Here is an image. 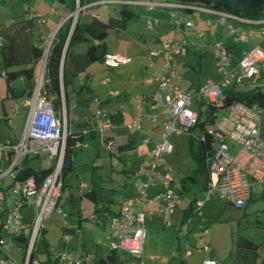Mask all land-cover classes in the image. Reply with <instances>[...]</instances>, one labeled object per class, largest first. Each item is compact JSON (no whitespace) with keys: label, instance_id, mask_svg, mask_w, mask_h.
Here are the masks:
<instances>
[{"label":"rangeland","instance_id":"1","mask_svg":"<svg viewBox=\"0 0 264 264\" xmlns=\"http://www.w3.org/2000/svg\"><path fill=\"white\" fill-rule=\"evenodd\" d=\"M146 1H156L163 5L167 0ZM63 6L59 0H0V36L4 38L2 35H13L14 31L21 25V27H25V31L24 29L22 31L21 27V31H17L19 51L23 52L27 46L34 43L43 49L42 59L35 66L34 87L28 100L14 98L8 92L5 79L0 78V142L19 143L24 113L26 112V119L30 111H38L40 108H46L53 113L55 119L60 121L63 134H67L69 129L77 131L79 134L91 129L95 130V126L91 125H95V111L98 110L95 102L96 97L109 108L118 100V97L112 95L121 94L119 109L122 108L125 111L124 121L123 124L115 125L113 129L116 137L113 144L107 147L100 144L98 148L92 145L89 140L82 145L80 144L79 149L74 154V169L67 172L64 178V189L61 190L58 208L62 210L66 208V204L69 205L68 198L74 197L78 201L83 216L89 218L94 215V208H96L95 200L87 196L89 192L96 190L98 194L97 203L100 207L108 205L111 210H115L123 196L122 189L124 187H127V190L130 188L134 190V186H132L134 182L139 180L145 182L146 180L143 172L151 169L150 164L146 162L147 156L154 148L152 142L158 141L160 138L161 126L157 127L158 129L154 134L150 133L147 128L138 131L128 130L127 124L132 120L130 108L133 106L134 99L147 88L143 81L151 72L147 70L150 63L147 56L152 49L151 40L155 38L161 42L162 39L173 37L174 32L173 30L165 32V29L173 26V24L166 20L167 10L162 9L163 7L152 10L133 6L132 9L139 15V18L129 26L126 32L137 29L138 36L133 38V35H127L125 31L116 32L114 35L115 31H110L105 40L107 54L112 52L123 55L129 58L130 62L115 69L107 68L103 62L88 66L82 74L73 78L68 87L72 96L74 95L73 88L79 92L73 98L69 94V111L67 112L62 78L60 82V109H57L47 99L44 71L46 57L54 36L49 38V25L38 27L34 22L38 15L56 27L60 23L59 19L63 17ZM120 8L121 5L118 3L103 4L90 9L88 12L82 11V13H87L86 15L89 17L105 19L108 16L116 17ZM51 9L56 10V16L50 12ZM79 13L81 11L78 8L72 11L71 14L75 16L73 20L77 19ZM197 16L198 13L194 11L190 18L193 19L196 28L202 30L205 38L200 43V48L196 50L193 48L191 51L185 52V55L175 58L174 70L177 77L171 80L175 86L192 91L206 78L217 81L221 77L215 68V60L218 55L215 43L222 41L225 46H233L237 54L255 44L252 39L245 42H233V39L228 35L229 31L226 30L228 23L233 25L237 32L241 29H247L249 27L247 25L223 20V23L213 21L211 25L204 26ZM145 17L154 21L151 29L143 23ZM24 19H33L31 30H29L31 35L27 32L29 25L21 23ZM156 20H163L164 22L157 24ZM181 26L185 30L187 28L186 32H190L191 28L182 24ZM40 36L45 39V43H41ZM181 36L179 35L178 38ZM144 37L148 42L143 43L140 40ZM129 38L132 39V43ZM89 45L92 46L93 44H76L72 50L74 53L83 54ZM261 47L264 48V43ZM184 58L188 61L186 67L181 65ZM152 61L156 65L161 64V60L159 61L155 57ZM70 73L71 71L68 75H71ZM20 83H22L20 80L14 82L11 87L14 89ZM243 83L244 85L235 87L236 92L256 88L257 91L264 94V68L260 69L255 77L244 79ZM191 108L197 112H204L206 104H201L200 101L193 99ZM259 111L262 118V130H264V108H260ZM224 113L225 111L219 110L217 118ZM199 135L200 132L197 128H193L190 133L171 135L168 142L172 146V152L165 154L163 163L158 165L159 172L169 171L171 178L178 183L180 192L183 191L181 180L192 173L196 167L191 153L197 149L196 137ZM147 139L151 140L149 144L144 143V140ZM132 141H134L132 148L119 150V146ZM212 147L217 150L219 143L214 142ZM53 163L54 160L50 161L49 153L41 152L37 157L29 158L27 165L38 171L48 169ZM136 166L139 171H142L141 173L134 172ZM4 168L5 166L0 164V170H4ZM11 183V178H5L2 182V189L7 192L3 206L7 211L2 212L1 217L3 222L6 220L11 222L14 218L10 213V210L15 208L14 197L9 190ZM160 189L158 185L155 191L160 193ZM204 190L200 192L191 190L182 193V201L175 205L176 207L174 206L172 212L167 213L166 216H160L157 213L151 217L146 215L145 261L153 264H180L181 261L184 262L183 264H199L202 260L212 258L216 260L217 264H231L235 258L236 241L238 238H246L260 244L256 264H261L262 259H264V194H261L264 191V185L252 187V199L243 209H237L225 203L216 193L206 198L207 192ZM194 197L197 200H203V204L198 205L197 201L193 202ZM110 199L113 202L108 201ZM189 206L192 210L185 216V210ZM25 212L31 219L32 212L30 214L26 210ZM102 215L101 212L97 216L98 223L101 222ZM161 217H165L169 225L164 224L160 219ZM77 222V218L67 216V213L61 214L57 210L49 215L43 222V227L37 238L35 263L68 264L65 258L68 261L71 258L82 259L80 257L82 249H85L87 253L99 249L101 254L105 255L108 252L106 227H101L99 223L96 228L95 223L85 219L82 221V228L79 233L64 235L66 229L76 231L75 224ZM204 230L207 231L205 236H203ZM201 236H203L204 241L202 244L199 243ZM7 251L18 263L23 262V250L13 245L7 248ZM186 252L191 253V256L186 257Z\"/></svg>","mask_w":264,"mask_h":264},{"label":"built area","instance_id":"2","mask_svg":"<svg viewBox=\"0 0 264 264\" xmlns=\"http://www.w3.org/2000/svg\"><path fill=\"white\" fill-rule=\"evenodd\" d=\"M125 5L137 6H158V7H180L175 4H159L146 0H127L119 2ZM197 10L200 8H196ZM210 12V11H209ZM74 14H71L73 18ZM39 26L45 22L40 16H36ZM175 24L185 25L192 28L193 22L188 19L173 21ZM258 23H264L258 22ZM257 23V24H258ZM153 21L147 20L146 26L151 29ZM231 34L236 40L245 42L248 39H257L259 43L245 51L242 56L233 61L231 54L223 44H217L218 51L215 60V68L221 75L217 81L205 79L197 90H184L173 84L177 77L174 66L175 58L183 56L187 52V44L184 40L177 38L162 39L158 48L151 49L148 54L150 63L147 70L149 76L144 79L147 86L155 85L154 91L148 95L151 111H158L149 120L155 123L159 115H164L162 123V136L160 142L154 145L148 154L146 162L151 169L143 172L145 182L136 181L134 186L136 194L123 200L117 213L108 217L107 245L111 250H118L132 258L130 264L143 263V252L146 238L145 207L152 201L158 206L165 202V210L171 213L174 206L178 204V194L173 188L174 179L169 171L161 173L158 165L163 163L165 154L172 152V146L168 142L171 135L190 133V130L197 123V112L192 110L191 102L196 99L200 102L216 103L224 89L234 85H242L244 79L255 77L260 69L264 68V28L249 29L243 32H236L232 26L229 27ZM201 36V34H199ZM2 38L0 36V47ZM103 64L110 69L118 68L130 62V59L116 53L103 55ZM161 60L156 65L152 60ZM5 72L0 71V78L5 77ZM260 107L248 105L243 102H234L227 111L217 118L214 115L213 122L204 126L197 140L203 141L205 137L211 136L212 142L206 157L207 181L205 190L207 197L217 194L225 203L237 209H243L251 198L253 186L264 185V137L261 134L262 118ZM167 112V113H166ZM41 113V114H39ZM96 118L99 120L95 128L99 134V142L106 147L113 144L112 140L104 139L107 132L112 130L113 124L105 111H98ZM142 116L140 111L136 117L127 124V129L135 131L141 128ZM65 132V131H64ZM69 133V130H68ZM60 127V121L56 120L53 113L46 108L30 111L27 115L19 143L0 142V161L6 163L4 170H0V264H29L30 256L36 240L43 227V222L56 210L66 214L58 208L59 198L63 187L61 175L63 154L65 150L66 136ZM149 142L146 140L145 143ZM219 143V148L214 150L212 144ZM77 147L80 144L76 145ZM41 152L50 154L51 171L40 178L28 176L18 180L17 174L21 169L24 159L37 157ZM139 171L138 173H141ZM5 178H11L9 187L13 194L15 208L10 210L14 216L13 221H1L7 192L2 189V182ZM160 186V193L150 194L151 187ZM198 205L203 200H197ZM30 209L32 217L25 221L22 210ZM176 207V206H175ZM168 224V221H167ZM204 235L207 231L204 230ZM20 236H25L26 244L18 242ZM203 243L201 240L200 244ZM17 246L23 250V262L18 263L7 251L11 246ZM187 255H190L187 252ZM68 264H82L80 258H71ZM33 264H35L33 262ZM200 264H217L216 260L208 259Z\"/></svg>","mask_w":264,"mask_h":264},{"label":"trees","instance_id":"3","mask_svg":"<svg viewBox=\"0 0 264 264\" xmlns=\"http://www.w3.org/2000/svg\"><path fill=\"white\" fill-rule=\"evenodd\" d=\"M122 1L124 0H59V2L66 6L68 13H71L75 8H78L81 13H79L77 19L74 21V24H72L73 17L69 16V19L64 23V25L58 29V32L51 42L48 56L46 57L44 71L46 84L44 86L47 91V99L53 103L57 109H60L61 107V78L64 87L66 111L68 112L69 97L71 96L73 98L75 97V94L79 92V90L73 88L72 91L74 95L72 96L71 92L68 90L73 78L82 74L91 64L97 62L102 63L104 57L103 55L106 54L105 40L107 39L110 31L126 30L139 18V15L136 14L132 9L133 6L119 3ZM115 3L121 5L116 17L108 16L105 19H99L98 17H89L86 15L87 13H85L90 9L96 8L103 4ZM164 4L180 5V7L174 8L163 7L162 9L167 10V17L172 11L192 13L194 11H198L196 8H202L210 11L207 13V16L211 18L233 21L237 24L247 25L250 29L264 28V23H258L264 21V0H167ZM137 7L152 10L159 8L158 6L153 7L139 4ZM82 11L85 12L82 13ZM149 19L150 18H147L146 21ZM71 26L72 30L70 31ZM20 27L14 31L12 36L2 35L4 38L1 37L2 44L0 47V71L5 72V77L3 79H5L8 92H10L14 98H25V100H28L34 87L35 66L37 62L42 59L43 49L31 44L30 46H27L23 52H20L18 47L19 42L17 39V31H19L21 28L22 31L23 29L25 31L24 26L21 28ZM29 30H31L30 26L28 27L27 32H29L31 35V31ZM84 43L93 45H89L83 54L73 52L72 49L74 45ZM70 71L71 75H68ZM19 80L22 83L13 89L11 87L12 83L17 81L19 82ZM237 86L241 85H234L230 88L224 89L221 97L216 103L200 102L201 104H206V109L204 112L196 111L198 118L197 123L193 128H197L199 132H202L206 124L213 122L212 120L214 115L216 116L219 110L226 112L230 105L234 102H243L248 105H257L260 108H264V94H262L260 91H257L256 88L242 92H236L235 87ZM104 139H106V141L112 140L109 137ZM88 140L97 148L100 145L99 134L96 132V130L91 129L85 133L79 134L77 131H72L69 129V133L65 140L66 143L61 168L63 182L66 173L74 169V154L77 149H79V147L76 145H82L85 142H88ZM211 142L212 138L208 135L203 141L200 139L197 140V149L191 153L196 167L190 175H187V177L185 176L181 180L182 189H189L187 186L188 183L200 186L201 191L205 189L207 181L206 157L208 155ZM132 143L133 142H130L126 145L119 146V150L123 151L125 149L132 148ZM28 160L29 158L23 160L21 169L16 177L18 180L24 179L28 176H35L39 180L51 171L52 166L48 167V169L46 168L35 171L27 165ZM63 189L64 183L62 190ZM97 195L98 194L96 190L95 192L91 191L87 194L88 197H91V199L95 200L96 208L98 207ZM68 200L72 204V208L77 209L79 207L76 198L69 197ZM194 201H197V198H194L193 202ZM250 201L251 200L248 202ZM102 208L105 209L107 206H103ZM191 210L192 208L189 206V208L185 210V216H187V213H189ZM97 212H99V210H96L95 214H97ZM110 215L111 214H107V216ZM18 242L22 243V245H25V236H20ZM35 246L36 243L31 253L29 264H33L35 261ZM235 248V258H233L234 260L231 264H256L260 244H256L246 238H238ZM123 256L127 255L121 251L110 249L105 255L93 256L94 258L92 264H130L133 261L130 257L128 259H123ZM55 263H57L56 260ZM82 264L85 263L83 262ZM261 264H264V259H262Z\"/></svg>","mask_w":264,"mask_h":264},{"label":"crops","instance_id":"4","mask_svg":"<svg viewBox=\"0 0 264 264\" xmlns=\"http://www.w3.org/2000/svg\"><path fill=\"white\" fill-rule=\"evenodd\" d=\"M148 2H151V1H148ZM63 8H64V13H63V17H61L60 19H59V21H60V23L56 26V27H53L52 25H50L48 22L49 21H45L43 24H42V26L41 27H43V25H49V28H50V35H49V38H51L52 36H54L55 37V35H56V33L58 32V29H60L63 25H64V23L69 19V16L71 15V13H68L67 12V9H66V6H63ZM53 15H55L56 16V14H57V12H56V10H52L51 9V11H50ZM197 13H198V16H197V18L199 19V21L201 22V24L202 25H204V26H208V25H211V23H213V21H217V22H220V23H223V20H220V19H216V18H211V17H209V16H207V13L209 12V10H206V9H202V8H200V9H198V11H196ZM193 14V12L191 13V12H189V13H183V12H181V11H178V12H174V11H172L171 12V14H169V16L167 17V21H169L170 23H172L173 24V26H169V27H167L166 29H165V32H168V31H170V30H173V37H171V38H177V39H180V40H184L185 42H186V44H187V51H191L193 48H195V50L196 49H198V48H200V43L202 42V40H204V38H205V34L203 33V32H201L202 30L201 29H198V28H196V26L195 25H193V27L191 28V30H189L190 32L188 33V32H186L187 31V28H186V30L184 29V28H181L182 26L180 25V24H175L173 21H176V20H179V19H188V20H190V21H192L193 22V24H194V21H193V19H191L190 18V15H192ZM146 19H147V17H145L144 18V20L146 21ZM143 20V23L144 24H146L145 23V21ZM74 21L75 20H73V23L72 24H74ZM34 22H35V24L38 26V27H40L39 26V23H38V21H37V18L36 19H34ZM162 22H164L163 20H156V23L157 24H160V23H162ZM21 23H27L30 27L32 26V24H33V19L31 20V19H24ZM20 23V24H21ZM182 24V23H181ZM183 25V24H182ZM73 26V25H72ZM72 26H71V29H70V31L72 30ZM230 26H232V28H234V26L233 25H231V24H227L226 25V30H228L229 31V27ZM250 28L248 27L247 29H241V31H239V32H243V31H247V30H249ZM127 30V29H126ZM126 30H117V31H115V33H114V35L116 34V32H119V31H125L126 32ZM235 30V29H234ZM236 31V30H235ZM237 32V31H236ZM127 33V35H130V36H132L133 35V38H135L134 36H138V31H137V29H131V30H128V32H126ZM199 34H201V36H199ZM179 35H182L181 36V38L179 37L178 38V36ZM232 39H233V42H239L238 40H236V38H235V35H233V34H231L230 33V31H229V34H228ZM10 36H12V35H10ZM151 38H153V37H151ZM252 39V38H251ZM132 39L131 38H129V41H131ZM140 40H142L143 41V43H146V42H148L147 40H146V37H144L143 39L142 38H140ZM40 41H41V43H45L46 41H45V39L44 38H42V36H40ZM247 41V40H246ZM252 41L255 43L253 46H255V45H257L258 43H259V41L257 40V39H252ZM133 41H131V43H132ZM151 42H152V49L153 48H157L158 46H159V40H157V39H155V38H153L152 40H151ZM126 43H128L129 44V42H126ZM36 43H34L33 45H35ZM217 44H223L224 46H225V44L222 42V41H220V42H217V43H215V48H216V45ZM138 45H141L140 43H138ZM155 46V47H154ZM157 46V47H156ZM252 46V47H253ZM225 47H227L228 48V50L227 51H229L230 52V54H231V58H232V60L233 61H237L241 56H242V54L245 52V51H247V50H249V49H251L252 47H250L249 49H247V50H242V51H240L239 52V54H237L236 53V51L234 50V47L232 46V47H230V46H225ZM151 50V49H150ZM112 53V52H111ZM107 54V53H106ZM113 54V53H112ZM124 54H126V53H124ZM149 54V53H148ZM123 56V55H122ZM147 58H148V56H147ZM160 61V60H159ZM188 64V61L187 60H185V58H184V60H182V63H181V65H182V67H186V65ZM144 76H145V73H144ZM206 79H208V78H206ZM204 81H205V79H204ZM204 81H202V82H200L199 84H198V86L196 87V89L195 90H197L198 89V87L200 86V84H202ZM243 82H244V80H243ZM146 85V84H145ZM242 85H244V83L242 84ZM147 86V85H146ZM154 89H155V85H150V86H147V88L141 93V94H139L135 99H134V103H133V106L130 108L131 110V119L133 120L135 117H136V115H137V113L140 111V113H141V116H142V122H141V128L140 129H146L147 128V130H149V132L150 133H152V134H154L156 131H157V127H159V126H161V133H160V136H162V121H163V117H164V115H159V117H158V119H157V121L155 122V123H153L152 121H150L149 120V118H150V116H155V115H157V113H160V112H158L157 110L155 111H151V110H149L150 108V102H149V96L148 95H150L153 91H154ZM194 90V91H195ZM112 94V93H111ZM112 96H114V97H118V100L115 102V104H113V105H111L109 108H107L106 106H108V105H103L101 102H100V99L98 98V97H96V99H95V102H96V106H97V108H98V110L97 111H95V128L98 126V124H99V120L96 118V115H97V113H98V111H105L107 114H108V118H109V120L112 122V124H113V128H112V130H110V131H108L107 132V137H109V138H111L112 139V141L113 140H115V135H114V133H113V129L115 128V125L116 126H118L119 124H123V121H124V114H125V111H124V109H119V103H120V96H121V94H117V93H115V94H113ZM22 99V98H21ZM103 102V101H102ZM129 115V116H130ZM25 116H26V112L24 113V117H23V125H24V121H25ZM132 120L130 121V122H132ZM129 122V123H130ZM148 126H147V125ZM23 125H22V130H23ZM140 129H138V130H140ZM22 130H21V134H22ZM138 130H135V131H138ZM261 134H262V137H264V130H262V125H261ZM159 136V137H160ZM147 140H149V139H147ZM160 140H161V137L159 138V140L158 141H155V142H152V144H153V147H154V145L156 144V143H158V142H160ZM145 141L146 140H144V143H145ZM151 141V140H150ZM150 141L149 142H147V143H145V144H149L150 143ZM133 143H132V147H133V144H134V141H132ZM10 143V142H9ZM12 144V143H11ZM0 164L1 165H3V166H6V163H2L1 161H0ZM134 172L135 173H137V172H139V168L136 166L135 167V170H134ZM191 173H189V175H190ZM187 177V176H186ZM132 186H134V184L132 185ZM158 186V185H157ZM157 186H155V187H151L150 189H149V192L148 193H150L151 195L152 194H156L158 191H155V189H156V187ZM178 183L174 180V185H173V188L176 190V192H177V194H179V197H178V204L182 201V196H181V194L182 193H185V192H189V191H191V190H196V191H201V189H200V186H198V185H196V184H190V183H188L187 184V186L189 187V189H186V190H184V189H182V190H184V191H179V189H178ZM122 191H123V193H122V197H121V199H120V201H119V203H118V207L115 209V210H111L110 208H109V206L107 205V208H102L103 206H99L98 205V207L97 208H94L95 210H94V215H92L91 217H89V218H85L83 215V212L80 210L81 208H72V204L69 202V205L68 204H66V208H64L63 210H64V212L65 213H67V216H71V217H73V218H77V220H78V222H77V224H75L76 225V231L75 230H69V229H66V231H65V233H64V235L65 234H77V233H79L80 231V229L82 228V221L83 220H85V219H89V221L91 222V223H95V226H96V228H97V226H98V224L100 223V225H101V227H106V230H107V233H108V226H107V219H108V217L109 216H107V214H111V215H113V214H115V213H117L118 212V210H119V207H120V203L123 201V200H126V199H128V198H131V197H133L135 194H136V188H135V186H134V190L132 189V188H130V190H127V187H124L123 189H122ZM261 194H264V191H262V193ZM194 198H196V197H194ZM193 198V199H194ZM252 199V189H251V198H250V200ZM110 202H113V200L112 199H110L109 200ZM247 205V204H246ZM78 206H79V204H78ZM95 206H96V204H95ZM165 202H162V206H158V205H156L155 203H153L152 201H150V202H148L147 203V205H146V207H145V212H146V215L148 214V216L149 217H151L152 215L154 216V213H157V214H160V216H166L167 215V212H166V210H165ZM25 210L27 211V212H29V214L31 213V211H30V209H28V208H24V210H22L21 212H22V214L24 215V220L25 221H28V220H30V216L29 215H27L26 214V212H25ZM96 210H99V212H97V214H95V211ZM24 211V212H23ZM103 213V215L101 216V222H99L98 223V217L97 216H99V214L100 213ZM110 215V216H111ZM162 221H163V223L164 224H166V225H169V223L167 224V221L165 220V217H161L160 218ZM145 229H146V226H145ZM69 230V231H68ZM108 235V234H107ZM203 236H205V235H203ZM203 236H201V239H199V243L201 242V240H203L202 239V237ZM146 239V238H145ZM106 240H107V236H106ZM204 242V241H203ZM107 243V242H106ZM108 246V245H107ZM108 251L110 250L109 249V247H108V249H107ZM94 254V255H93ZM190 255H187V252H186V257H190L191 256V253H189ZM102 256L103 254H101V251L98 249V250H95V252H89V253H87L86 251H85V249H82V252H81V254H80V257L83 259V262L85 263V264H92L93 263V256ZM129 258V256H123V259H128ZM212 259V258H211ZM206 260H208V259H206ZM143 263H145V264H153V263H150V262H148V261H145V259H144V252H143ZM202 261H204V260H202ZM201 261V262H202ZM200 262V263H201ZM34 263H35V261H34ZM184 262L183 261H181L180 262V264H183ZM199 263V264H200ZM36 264V263H35Z\"/></svg>","mask_w":264,"mask_h":264},{"label":"clouds","instance_id":"5","mask_svg":"<svg viewBox=\"0 0 264 264\" xmlns=\"http://www.w3.org/2000/svg\"><path fill=\"white\" fill-rule=\"evenodd\" d=\"M70 17H72V16H70Z\"/></svg>","mask_w":264,"mask_h":264}]
</instances>
